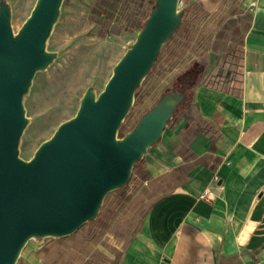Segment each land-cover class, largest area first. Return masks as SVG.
<instances>
[{
  "label": "crops",
  "instance_id": "0c3cea01",
  "mask_svg": "<svg viewBox=\"0 0 264 264\" xmlns=\"http://www.w3.org/2000/svg\"><path fill=\"white\" fill-rule=\"evenodd\" d=\"M7 1L13 18L36 3ZM80 1L102 30L136 39L157 0ZM180 7L183 22L164 49L175 69L162 92L187 95L136 167L132 190L118 195L129 202L125 216L104 223L95 248L50 241V256L68 249L86 264H264V0ZM208 188L213 199L203 197Z\"/></svg>",
  "mask_w": 264,
  "mask_h": 264
},
{
  "label": "water",
  "instance_id": "95a60500",
  "mask_svg": "<svg viewBox=\"0 0 264 264\" xmlns=\"http://www.w3.org/2000/svg\"><path fill=\"white\" fill-rule=\"evenodd\" d=\"M64 1L36 0L16 31L10 3L0 0V264H25L20 258L30 241L68 237L95 221L106 197L128 185L161 141L187 95L171 89L120 135L138 89L184 19L182 0H157L104 89L86 91L76 115L24 159L25 99L36 75L58 58L48 42Z\"/></svg>",
  "mask_w": 264,
  "mask_h": 264
},
{
  "label": "rangeland",
  "instance_id": "374dc122",
  "mask_svg": "<svg viewBox=\"0 0 264 264\" xmlns=\"http://www.w3.org/2000/svg\"><path fill=\"white\" fill-rule=\"evenodd\" d=\"M28 10H18L13 18L17 31L29 15ZM112 27L110 30H116ZM102 30V26L90 18V9L80 0H65L61 17L48 42V50L58 54L57 60L46 70L39 72L26 96L25 106L29 124L21 143V156L30 159L37 148L51 138L63 122L74 117L80 107L86 91L92 89L99 94L111 78L115 65L135 41L129 33L116 34ZM167 45V44H166ZM164 46L153 70L137 91L135 104L130 115L122 125L120 135L132 130L141 115L152 107L168 91L162 92L168 76L173 72L175 62L167 61ZM131 181L124 188L111 192L105 199L101 212L95 221L81 227L68 237L32 240L24 249L20 262L25 264H49L52 259L64 260L63 264H86L79 252L60 250L57 257L50 256V241H74L78 248L94 245L107 225L117 223L129 204L126 197L119 198L122 191L133 187L134 172ZM101 221V222H100ZM99 222L100 225L93 224ZM93 224V225H92ZM102 225V226H101ZM92 227V228H91ZM103 228V229H102ZM72 239V240H71ZM95 254V259L97 257Z\"/></svg>",
  "mask_w": 264,
  "mask_h": 264
},
{
  "label": "built area",
  "instance_id": "2783aa9c",
  "mask_svg": "<svg viewBox=\"0 0 264 264\" xmlns=\"http://www.w3.org/2000/svg\"><path fill=\"white\" fill-rule=\"evenodd\" d=\"M203 197L205 199H213L215 196H214V192L211 190V189H207L203 195Z\"/></svg>",
  "mask_w": 264,
  "mask_h": 264
}]
</instances>
